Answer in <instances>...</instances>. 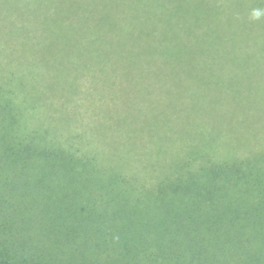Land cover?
I'll list each match as a JSON object with an SVG mask.
<instances>
[{
    "label": "trees",
    "instance_id": "1",
    "mask_svg": "<svg viewBox=\"0 0 264 264\" xmlns=\"http://www.w3.org/2000/svg\"><path fill=\"white\" fill-rule=\"evenodd\" d=\"M154 3L161 2L104 0L91 18L0 21V170L8 166L18 178L24 165L36 179L101 180L109 197L105 211L93 214L98 204L82 195H59L39 215L48 226L44 241L30 245L36 258H16L11 245L0 264H226L240 257L226 241L194 237L198 229L233 227L227 234L264 243V148L238 155L209 131L189 133L190 93L205 101L215 79L211 55L231 33V14ZM226 91L209 90L210 102ZM148 147L155 164L143 163ZM84 214L90 222L77 218ZM155 227L167 234L143 231ZM215 248L237 252L222 257Z\"/></svg>",
    "mask_w": 264,
    "mask_h": 264
},
{
    "label": "rangeland",
    "instance_id": "2",
    "mask_svg": "<svg viewBox=\"0 0 264 264\" xmlns=\"http://www.w3.org/2000/svg\"><path fill=\"white\" fill-rule=\"evenodd\" d=\"M104 0H0V21H35V20H61L84 19L98 16L97 5ZM164 5L184 7H201L205 16H215L222 10L230 12L231 33L225 37L220 45L213 51L211 58L215 60L212 68L215 79L210 82L205 91V101L199 99L197 94L190 93L188 101L190 114V135L194 130L209 131L218 136L219 143L230 144L238 155L247 153L255 147L264 148V15L259 19L253 18V12H264V4L261 0H159ZM81 7H86L88 12L83 13ZM96 14V15H94ZM203 26L204 23H203ZM207 27V28H206ZM205 31L216 32V27L205 26ZM233 33V34H232ZM240 39H237V38ZM227 90L224 97L210 102L209 90ZM192 100H198L193 105ZM200 122H195V117ZM198 120V119H197ZM188 131V129H187ZM195 140L199 145L207 142V139L196 135ZM215 137V136H214ZM192 141V140H188ZM217 145L216 147H218ZM147 156L143 163L155 164L158 156H151L153 149L148 147ZM174 150L169 149L163 155L167 156ZM20 177L12 174L10 167L4 166L0 170V251L4 252L8 246L12 248L16 258L27 257L35 259L30 253L32 243L43 242L41 238L47 222L40 220V213L52 207L59 195H82L83 200L98 204L94 213H103L108 206L109 197L105 195L101 184L107 182L78 181L67 178H56L44 174L36 179L31 175L33 169L24 165L17 167ZM2 171V172H1ZM11 172V173H10ZM108 185V184H107ZM146 211V208L142 209ZM87 214L77 218L90 222ZM178 226V224H174ZM68 227V226H65ZM233 227L193 230L194 237H201L206 242L214 244L216 241L232 244L241 251L237 260L246 264H264V243L259 245V240L242 239L241 235L235 238V234H227ZM180 230V228H178ZM149 233L150 238L167 234L159 227L143 230ZM154 233V234H150ZM176 235L175 231L168 232ZM233 235V239L230 237ZM229 240V241H228ZM28 243L26 248L19 244ZM147 243L159 244L151 239ZM45 247H51V243L45 242ZM218 248V247H217ZM215 248L217 256H227L232 251H220ZM30 250V251H29ZM25 251V254L16 252ZM29 251V252H27ZM219 251V252H218ZM9 252V249H8ZM252 254L250 256L249 255ZM261 257V262H251V259ZM50 260V256L43 257ZM235 261L227 262L233 264Z\"/></svg>",
    "mask_w": 264,
    "mask_h": 264
},
{
    "label": "clouds",
    "instance_id": "3",
    "mask_svg": "<svg viewBox=\"0 0 264 264\" xmlns=\"http://www.w3.org/2000/svg\"><path fill=\"white\" fill-rule=\"evenodd\" d=\"M262 15H264V12H262L260 10H256L253 12V18H255V19H259Z\"/></svg>",
    "mask_w": 264,
    "mask_h": 264
}]
</instances>
